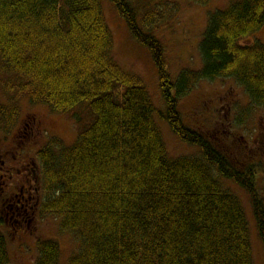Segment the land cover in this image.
Wrapping results in <instances>:
<instances>
[{"label": "trees", "instance_id": "obj_1", "mask_svg": "<svg viewBox=\"0 0 264 264\" xmlns=\"http://www.w3.org/2000/svg\"><path fill=\"white\" fill-rule=\"evenodd\" d=\"M110 1L152 56L160 108L141 79L114 60L101 0H0V88L7 101L0 104L1 130L11 129L21 100L76 127L72 145L51 137L35 154L41 212L76 242L63 264H253L246 214L224 183L249 196L264 246V197L256 185L262 167L186 125L178 104L201 81L231 79L251 106L264 107V44L246 43L264 25V0H233L210 13L201 68L175 79L155 36L172 5L138 9L131 0ZM156 119L196 146L195 154L169 156ZM5 240L0 232V264L8 262ZM36 249L34 264H60L55 241L38 240Z\"/></svg>", "mask_w": 264, "mask_h": 264}, {"label": "rangeland", "instance_id": "obj_2", "mask_svg": "<svg viewBox=\"0 0 264 264\" xmlns=\"http://www.w3.org/2000/svg\"><path fill=\"white\" fill-rule=\"evenodd\" d=\"M131 1L138 9L143 8L142 5L145 3H149L145 9H159L158 7L165 2L172 5V11L163 14L160 12V25L155 30V36L162 46L166 70L171 78L175 79L182 70L201 68L199 43L208 16L212 12L225 10L233 0H209L204 6L194 4L190 0ZM101 3L107 25L112 33L114 60L125 71L141 79L151 100L160 108L163 104L158 72L149 50L131 36L125 19L119 15L110 0H101ZM138 12L140 17L141 12ZM252 42L264 44V25L246 40V43ZM4 96L0 88V104H7ZM178 108L186 125L202 130L213 137L222 148L230 152L234 151L239 157L252 155V158H257L256 161L262 168L264 167V153H261L264 138L258 137L264 135V107L251 106L243 89L233 80L216 79L199 82L179 101ZM17 116L9 131L0 128V138H5L0 144V160L6 159L7 154L10 157H20L21 154L27 153L34 157L45 141L51 137L60 138L67 146L72 145L76 139V127L73 121L52 112L43 105H31L27 100H21L18 103ZM156 120L169 156L176 158L195 154L198 150L196 146L178 138L165 121ZM5 179L6 177L0 180V197H2V186H6L7 183ZM261 181L264 183L262 177L258 182ZM262 182L261 189L264 192ZM224 184L240 199L246 214L253 264H264V246L258 234L249 196L233 182L226 181ZM40 197H43L41 190ZM1 204L0 199V209L2 208L3 211L4 205ZM10 215L11 212L7 218ZM28 216L21 229H15L11 220L5 224V227L2 226V230L0 229L6 238L7 264H34L38 240L55 241L60 249V264L65 263L75 252L76 242L68 233L61 230L60 221L41 211Z\"/></svg>", "mask_w": 264, "mask_h": 264}, {"label": "flooded vegetation", "instance_id": "obj_3", "mask_svg": "<svg viewBox=\"0 0 264 264\" xmlns=\"http://www.w3.org/2000/svg\"><path fill=\"white\" fill-rule=\"evenodd\" d=\"M258 137L264 138V135H258ZM261 148V153H264V142ZM5 156L6 159L0 160V180L6 177L5 182H7L5 183L6 186H2V197H0L1 206L4 205L3 211H5V215H3L2 208L0 209V229L2 230L5 224L9 223V220L15 229H21L30 212L34 214L41 211L42 198L40 197L38 164L35 156L27 155V153L21 154L20 157L11 156V158L8 154ZM258 174L264 180V167ZM260 176H258V181L261 179ZM261 182L256 184L260 189L262 188ZM262 194L264 197V192ZM10 212L11 215L7 218Z\"/></svg>", "mask_w": 264, "mask_h": 264}]
</instances>
